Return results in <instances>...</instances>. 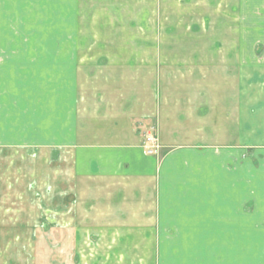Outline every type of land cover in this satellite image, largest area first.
<instances>
[{"label":"crops","instance_id":"crops-1","mask_svg":"<svg viewBox=\"0 0 264 264\" xmlns=\"http://www.w3.org/2000/svg\"><path fill=\"white\" fill-rule=\"evenodd\" d=\"M241 7L243 15L264 0ZM239 24L238 47L121 51L134 59L98 64V72L107 64L118 74L102 87L120 93L99 90L96 117L80 113L76 104L89 98L72 93L66 115H51L52 140L65 143L51 150L73 153L65 169L76 197L99 200L82 220L97 213L100 229L121 233L116 247L150 250L146 263L264 264V163L253 165L247 152L264 151V15L251 36L244 16ZM9 52L0 49L7 56L0 58V177L8 149L23 145L10 142V103L24 110L26 101L4 73ZM148 126L161 143L157 155L142 146Z\"/></svg>","mask_w":264,"mask_h":264},{"label":"rangeland","instance_id":"rangeland-1","mask_svg":"<svg viewBox=\"0 0 264 264\" xmlns=\"http://www.w3.org/2000/svg\"><path fill=\"white\" fill-rule=\"evenodd\" d=\"M242 1L0 0V49L11 54V68L4 73H8L11 87L25 91L26 101L24 110L20 104L10 103L15 116L10 142L17 144L19 138L23 145L8 149V168L0 177L1 181L4 178L0 264H133L132 259L137 260L135 264L146 263L141 258L150 250L130 248L128 242L116 247L121 233L100 229L97 213L82 220L83 213L97 209L99 200L76 197L65 169L73 153L65 152L63 145L51 150V144H65L52 140L51 115L55 110L61 117L66 115V97L72 93L75 98L88 97L89 101L76 107L80 113H95L96 117L98 102H103L99 90L100 96L105 95L104 90L120 93L112 85L102 87L118 74L114 77L107 64L98 72V64L104 65L108 58L134 59L121 51L238 47L239 18L244 16L250 22L251 32L245 36H251L256 20L264 15V7H250L242 15ZM249 1L257 4L258 0ZM251 45L246 43V47ZM139 53L143 55L137 58H150ZM145 71L138 69L140 74ZM17 123L24 128L23 135L22 130L16 135ZM95 128V133L102 131L97 125ZM150 129L148 126L143 134L142 146L147 154L157 155L161 143L155 129V141L149 138ZM156 144L159 149L148 152ZM251 147L247 149L250 162L263 164L264 151Z\"/></svg>","mask_w":264,"mask_h":264},{"label":"built area","instance_id":"built-area-1","mask_svg":"<svg viewBox=\"0 0 264 264\" xmlns=\"http://www.w3.org/2000/svg\"><path fill=\"white\" fill-rule=\"evenodd\" d=\"M148 136L149 138L152 140V141H155V138L153 137V129H150L149 133H148ZM151 148V151H148V152H152L153 149H159V146L158 144H156L155 147H150Z\"/></svg>","mask_w":264,"mask_h":264}]
</instances>
